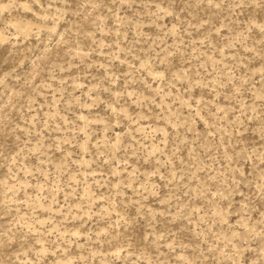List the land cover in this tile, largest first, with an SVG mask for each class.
I'll return each mask as SVG.
<instances>
[{
    "label": "clouds",
    "instance_id": "obj_1",
    "mask_svg": "<svg viewBox=\"0 0 264 264\" xmlns=\"http://www.w3.org/2000/svg\"><path fill=\"white\" fill-rule=\"evenodd\" d=\"M0 264H264V0H0Z\"/></svg>",
    "mask_w": 264,
    "mask_h": 264
},
{
    "label": "rangeland",
    "instance_id": "obj_2",
    "mask_svg": "<svg viewBox=\"0 0 264 264\" xmlns=\"http://www.w3.org/2000/svg\"><path fill=\"white\" fill-rule=\"evenodd\" d=\"M165 23H167V21H165ZM6 55V52L4 53ZM5 69H7V66H5ZM203 126V123H201V127ZM117 131H119V129H117ZM11 144V141H9V145Z\"/></svg>",
    "mask_w": 264,
    "mask_h": 264
}]
</instances>
